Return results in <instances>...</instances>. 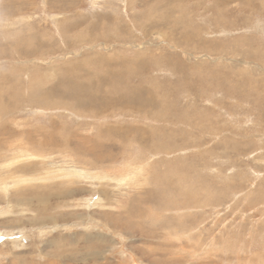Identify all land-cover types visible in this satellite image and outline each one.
<instances>
[{"label":"rangeland","instance_id":"obj_1","mask_svg":"<svg viewBox=\"0 0 264 264\" xmlns=\"http://www.w3.org/2000/svg\"><path fill=\"white\" fill-rule=\"evenodd\" d=\"M0 125V264H264V0H0Z\"/></svg>","mask_w":264,"mask_h":264},{"label":"bare ground","instance_id":"obj_2","mask_svg":"<svg viewBox=\"0 0 264 264\" xmlns=\"http://www.w3.org/2000/svg\"><path fill=\"white\" fill-rule=\"evenodd\" d=\"M86 36V35H85ZM83 37V36H82ZM198 43V42H197ZM205 46V45H204ZM138 66V65H137ZM132 68H134V65H131L130 67H129V71L130 72H133L132 71ZM145 68V67H144ZM136 70V69H135ZM142 70H143V67H142ZM130 75V73H125L124 72V76L125 77H128ZM104 76H108L107 78H104ZM104 76H102V77H100L99 79H97L98 80V82L99 81H101V83H99L98 84V82L97 81H94V82H91V83H88L89 85H88V87H87V89H88V91L89 92H87L86 93V88L85 87H83L82 88V86L81 85H77L76 86V88H75V91H77L78 93H81V92H83V96H80V97H77L76 99H75V105L76 106H78L79 108L80 107H82V108H84V109H88L91 113H93V114H95L97 111L96 110H98V109H102V108H106V109H111V108H114V107H122V106H124V107H127L126 105H124V103L125 104H127V102L126 101H120L119 100V98L117 99V100H113V101H111V97L110 96H112V95H110V96H100V95H97V96H95L94 94H95V91H96V93H98V92H101V89L103 88V86H108V88H110L109 89V92H111V93H113L114 91H115V89H116V86H117V83L118 84H120V78L116 75V74H114L113 76H110V74H106V75H104ZM68 83V81H66V82H64V84L66 85ZM116 84V85H115ZM105 89V88H104ZM103 89V90H104ZM113 91V92H112ZM113 97V96H112ZM148 97V96H147ZM149 98V97H148ZM154 103V102H153ZM144 105V104H143ZM156 105V104H155ZM154 106V105H153ZM157 106V105H156ZM160 106V105H159ZM119 107V108H120ZM162 107V106H161ZM131 108H133V107H131ZM140 108H142V107H140ZM144 108H146V107H144L143 106V109ZM149 108V107H148ZM81 109V108H80ZM160 109V108H159ZM105 110V109H104ZM126 110V109H125ZM148 110V109H147ZM151 110V109H150ZM153 110V109H152ZM160 110H162V109H160ZM103 111V110H102ZM145 111V110H144ZM117 112V111H116ZM146 112V111H145ZM108 113V112H107ZM148 113H151L152 115H153V113L152 112H148ZM156 113V112H155ZM158 113V112H157ZM160 113H162V112H160ZM145 114V113H144ZM106 115H108V114H106ZM101 116V115H100ZM128 116H129V114H128ZM106 117V116H105ZM129 117H131V116H129ZM151 117V116H150ZM98 118V117H97ZM153 118V117H152ZM99 119V118H98ZM126 125V124H125ZM1 126V125H0ZM132 126V125H131ZM5 127H6V125H5ZM121 127V126H120ZM129 127V126H128ZM133 127V129H134V125L132 126ZM95 128V127H94ZM107 128V127H106ZM105 128V129H106ZM119 128V127H118ZM126 128V127H125ZM130 128V127H129ZM135 128H137V127H135ZM4 129V128H3ZM99 129V128H98ZM107 129H110L109 127L107 128ZM120 129V128H119ZM101 130V129H100ZM121 130V129H120ZM124 130V129H123ZM128 130V129H127ZM130 131H131V129H130ZM134 131V130H133ZM95 132V131H94ZM125 132H127V131H125ZM138 132V131H137ZM2 133V132H1ZM5 133V132H4ZM7 133V132H6ZM100 133H102V132H100ZM104 133V132H103ZM102 133V134H103ZM108 133V132H107ZM121 133V132H120ZM124 133V132H123ZM148 133V132H147ZM119 134V133H118ZM104 135V134H103ZM108 135V134H107ZM132 135V134H131ZM149 135V134H148ZM148 135H146V136H148ZM114 136V135H113ZM122 136H124V135H122ZM126 136V135H125ZM124 136V137H125ZM130 136V135H129ZM134 136V135H133ZM133 136L131 137V138H133ZM163 136V135H162ZM29 137V136H28ZM27 137V138H28ZM53 137V136H52ZM51 137V138H52ZM149 137H151V135H149ZM34 138V137H33ZM116 138V137H115ZM118 138V137H117ZM142 138V137H141ZM148 138V137H147ZM153 138V137H152ZM157 138V137H156ZM40 139H42V138H40ZM46 139V138H45ZM114 139V138H113ZM122 139V138H121ZM136 139H137V137H136ZM135 139V140H136ZM139 139V138H138ZM144 139V138H143ZM118 141H120L119 140V138L117 139ZM134 140V141H135ZM147 140V139H146ZM127 141V140H126ZM144 141V140H143ZM151 141V140H150ZM18 142V141H17ZM39 142H40V140H39ZM42 142H43V140H42ZM46 142V141H45ZM136 142V141H135ZM140 143V142H139ZM129 143L127 142V144L126 145H128ZM21 145V144H20ZM26 145H27V143H26ZM25 145V146H26ZM51 145V144H50ZM124 145V144H123ZM126 145H124V146H126ZM140 145V144H139ZM28 146V145H27ZM31 146V145H30ZM34 146V145H33ZM43 145L42 144H39L38 145V147H42ZM123 146V147H124ZM10 147V146H9ZM13 147V146H12ZM51 147V146H50ZM125 148V147H124ZM9 149V148H8ZM14 149V148H13ZM16 149V148H15ZM18 150H20V149H18ZM17 150V151H18ZM40 151H42L41 149H39ZM113 150V149H112ZM37 151H38V149H37ZM122 151V150H121ZM21 152H23L22 150H21ZM26 152V151H25ZM35 152V151H34ZM24 153V152H23ZM122 154V153H121ZM124 154V153H123ZM126 154V153H125ZM128 155V154H127ZM101 162H103V160L101 161ZM85 170V169H84ZM79 171H81L80 169H79ZM83 171V170H82ZM85 172V171H84ZM86 173V172H85ZM82 174H83V172H82ZM86 175V174H85ZM70 183V182H69ZM72 183V182H71ZM69 193V192H68Z\"/></svg>","mask_w":264,"mask_h":264}]
</instances>
